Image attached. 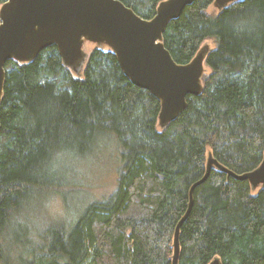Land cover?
Masks as SVG:
<instances>
[{
  "label": "trees",
  "instance_id": "1",
  "mask_svg": "<svg viewBox=\"0 0 264 264\" xmlns=\"http://www.w3.org/2000/svg\"><path fill=\"white\" fill-rule=\"evenodd\" d=\"M119 1L151 19L164 0ZM213 3L195 0L163 34L177 64L189 63L207 40L214 48L200 95L187 97V108L161 128L159 100L131 83L111 51L94 50L81 78L54 45L5 64L0 264H171L192 188L179 264H264V185L254 195L247 181L214 168L193 187L208 156L235 174L254 170L264 156V0H239L215 14ZM114 143L116 190L71 226H31L40 219L31 207L65 195L64 165Z\"/></svg>",
  "mask_w": 264,
  "mask_h": 264
},
{
  "label": "water",
  "instance_id": "2",
  "mask_svg": "<svg viewBox=\"0 0 264 264\" xmlns=\"http://www.w3.org/2000/svg\"><path fill=\"white\" fill-rule=\"evenodd\" d=\"M195 0H164L151 19H143L119 0H7L0 6V105L5 84V64L34 59L54 45L62 63L74 66L82 58L83 40L105 43L131 83L149 91L160 102L158 123L165 126L187 108V97L202 91L206 51L187 64H177L163 44L169 22ZM239 0H214L222 8ZM247 181L252 188L264 185V156L257 168L235 174L211 156L202 183L212 169ZM193 189V188H192ZM173 235L171 264H179V233L192 205ZM209 264H221L219 259Z\"/></svg>",
  "mask_w": 264,
  "mask_h": 264
},
{
  "label": "rangeland",
  "instance_id": "3",
  "mask_svg": "<svg viewBox=\"0 0 264 264\" xmlns=\"http://www.w3.org/2000/svg\"><path fill=\"white\" fill-rule=\"evenodd\" d=\"M224 7L220 8L213 3L209 7L208 12L215 14ZM213 48V41L207 40L203 42L198 52L204 50L208 53ZM96 49L111 51V48L105 43H93L83 40L81 48L83 55L81 60L74 66H66V69L74 77L81 78L88 58ZM208 73L209 69L205 66L204 75ZM158 126L159 128L162 127L160 125ZM116 150L117 146L114 143L113 146L104 148L93 157H75L69 160L64 165L66 169L65 181L67 183L64 185V189L61 190L65 195H62L63 197L61 195L52 196L41 208H38V206L31 207L30 210L33 209L34 214L36 211L38 212L37 215L35 214L36 217L38 215L40 217L37 223L36 221L32 222L30 220L29 223L31 226L35 227L36 224L37 227H42L47 221L51 220L71 226L88 204L112 194L117 188V180L121 166V161L118 160ZM260 188L261 186L253 188L252 194L255 195Z\"/></svg>",
  "mask_w": 264,
  "mask_h": 264
}]
</instances>
